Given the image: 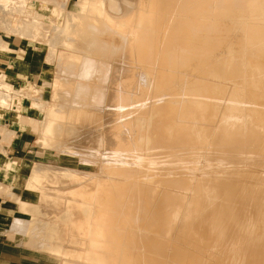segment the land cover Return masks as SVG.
<instances>
[{
    "label": "bare ground",
    "instance_id": "1",
    "mask_svg": "<svg viewBox=\"0 0 264 264\" xmlns=\"http://www.w3.org/2000/svg\"><path fill=\"white\" fill-rule=\"evenodd\" d=\"M45 1L0 0V31L51 40ZM118 1L115 22L100 0H78L75 23L60 13L91 55L69 59L87 80L59 90L78 107L43 130L84 135L73 149L91 173L37 165L19 199L35 216L0 231L44 232L35 248L63 264H264V0ZM0 52L14 53L1 38ZM29 92L0 73V107L20 114Z\"/></svg>",
    "mask_w": 264,
    "mask_h": 264
},
{
    "label": "rangeland",
    "instance_id": "2",
    "mask_svg": "<svg viewBox=\"0 0 264 264\" xmlns=\"http://www.w3.org/2000/svg\"><path fill=\"white\" fill-rule=\"evenodd\" d=\"M100 1L99 8H96V17H107L110 21L115 22L125 16L128 7L123 5L122 10L118 0ZM45 2L49 5V11L46 10L45 12L47 35L49 32L55 33L51 40L50 37H47L46 41L43 39L31 41L26 38H21L19 35H6L3 31H0V38L7 44L9 49L14 51L12 54L3 52H0V54L8 55L12 58L17 57L16 55L18 53L20 55L24 54L27 59H31L33 62L32 68L30 69L32 73L31 78L22 82H19L18 79L15 78L12 71H0L1 74L10 78L15 90L19 91L24 89V92L32 91L31 93L29 92L30 94L28 93L31 97L19 99L23 107L20 114L19 112L13 111L9 106L0 107V111L6 113L5 119H7L8 116H14V118H8L10 122L1 121L0 118V153L2 154L4 152L3 150H5V155L7 156L6 147L10 146L8 144L16 138V132H19V141L27 144L31 152V154L27 155L28 160L25 162L8 161L6 157L0 160V191L3 190V192L0 193V219L15 220L13 223L18 221V219H27L30 221V216H35V214H33L35 212H26L20 208L19 199L20 195H23L25 191V184L29 176L37 165L62 169L66 168L84 173H91L92 171V164L84 160H79L80 157H78L76 150L73 149L75 147L74 141L77 139L83 141V139H85L84 135L80 137L75 136L74 139L70 137L71 141H68V133L65 132V130L62 131L61 134L55 136L52 134V137H50V133L43 130L45 126H47V121L52 118L51 113L58 116H67L71 107H78V104L73 102L69 96L64 97L66 90L65 88L61 89L62 83L65 82V80L71 81V79H74V83H82L87 80L86 78L82 79L83 76H86L83 72L82 64L79 65L77 63L76 65L74 63L72 65L69 59L81 60L83 54H89L86 51L77 49L66 40L70 37L69 29H67L69 25H63V28L61 25L63 22V15L60 14L63 13L62 9L70 15L74 23L78 20L77 15H80L84 11L82 8H77L76 5L78 0H46ZM22 67L26 69L25 66ZM66 75L75 76L69 77ZM46 82L47 85L45 86ZM90 82L92 83L93 81ZM60 89L65 93L63 94V92L59 91ZM37 90L38 92H35ZM58 91L61 92V94ZM10 97L16 98L14 95ZM33 102L39 104L37 107L39 106L40 108H38L41 110L36 106L35 109L32 105ZM20 120L31 121L32 124L39 127V129L31 132L26 129L19 130L14 124L16 123L15 121L18 122ZM57 123L59 124V122ZM5 125H7L6 127L8 129ZM70 138L68 137V139ZM3 139L7 144L3 143ZM34 155H36V157H34ZM7 161L12 169L5 173L2 167L4 164L8 163ZM4 176L5 178L3 179ZM1 213L6 215H2ZM8 229L9 231L6 229L8 232L5 230L4 234L0 231L2 232L0 233V241L8 245L10 249L8 255L14 256V258H6L7 260L0 262V264H63L62 256L51 255L47 253L46 250H38L35 248L34 245L36 243L40 244L46 242L44 232L35 237L30 236L29 239L32 241V243H30L31 241L29 242L28 239L22 240L19 234H16L17 231H11L13 230L12 225ZM24 241H27L29 244L25 246V244H22Z\"/></svg>",
    "mask_w": 264,
    "mask_h": 264
},
{
    "label": "crops",
    "instance_id": "3",
    "mask_svg": "<svg viewBox=\"0 0 264 264\" xmlns=\"http://www.w3.org/2000/svg\"><path fill=\"white\" fill-rule=\"evenodd\" d=\"M17 57H10L8 55L0 54V71L9 72L12 71V74L15 75V78L18 79L19 82L27 80L31 78V68L33 62L31 59H27L24 54L20 55L19 53L16 55ZM22 66H25L26 69H23ZM12 68V69H10ZM19 132H16V138L11 142L10 146L6 147L7 159L11 161H27V155L31 154L29 151V147L27 144L20 142L18 135ZM36 157V155H34ZM2 215H6L1 213ZM8 245L0 241V262L7 260L6 258H14V256H9Z\"/></svg>",
    "mask_w": 264,
    "mask_h": 264
}]
</instances>
